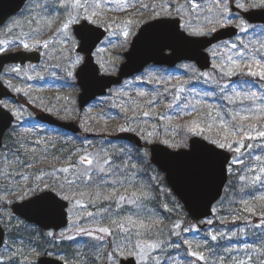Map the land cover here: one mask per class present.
Instances as JSON below:
<instances>
[{
    "label": "rangeland",
    "instance_id": "obj_1",
    "mask_svg": "<svg viewBox=\"0 0 264 264\" xmlns=\"http://www.w3.org/2000/svg\"><path fill=\"white\" fill-rule=\"evenodd\" d=\"M76 3L77 0H29L16 17L11 18L0 27L2 38L0 47L5 49L3 52L29 50L38 44H44L41 51L43 57L41 63L8 66L3 71L1 79L15 93L22 94L23 99L25 98L32 106L53 114L59 120L77 122L81 120L89 126L88 129H84L86 132L108 137L119 132L130 131L137 134L147 145L161 143L170 149L178 150L184 147H178L177 144L183 143L186 145L185 147H188L190 138L194 135L199 136L197 133H193L186 139L184 135L179 136L177 130L173 128L166 130L159 127L154 118L163 112V103L172 100L178 92L180 93L179 90L185 91L184 86L179 82L187 80L186 76H196L200 69L195 63L181 62L176 66L174 73L167 74L160 67L150 66L141 74L127 79L120 86L113 88L109 95L96 99L81 112L77 103V97L81 90L77 85L75 72L83 62V56L76 51L79 41L73 33L74 24L87 20L94 25L103 27L108 32L107 37L94 52L101 72L106 74L118 71L119 65L125 60L124 53L129 50L132 39L139 28L149 21L162 17L179 18L182 29L193 36H210L222 27H237L239 25L240 34L236 39H227L208 49L212 67L227 77L235 75L229 76L221 72V69L226 72L229 67H232L229 57L238 61L241 66L252 58L250 52L241 50L238 41L242 39L245 32L252 30L253 27L243 18L240 11L231 10L228 0H79L82 7L76 6ZM240 3L245 5L243 9L238 7ZM255 3L256 0H234L232 4L240 10L264 9L253 7ZM48 4H52L49 10L47 9ZM45 9L48 10L47 13H39ZM225 9L227 11H224ZM89 17L90 19H87ZM229 20L231 23H228ZM65 24L68 25L67 28L64 27ZM28 29L31 30V33L23 31H28ZM241 29H247V31ZM194 30H197L199 34ZM124 32H127L128 35L125 36ZM257 34L256 42L259 43V48L264 50V29H261ZM25 43L29 45L27 49L23 47ZM232 45L236 47H232ZM77 61L79 62L77 63ZM185 65L188 67L185 68ZM13 69H19V71H13ZM206 74L205 77L209 78L211 72H206ZM224 84L227 85L225 82ZM233 89L240 92L242 96L250 92H255L257 97L264 94L263 89L231 87L224 91L225 95L233 96ZM188 91L192 93L186 94L185 97H190L192 104L187 110L182 108L183 114H186L187 117L196 113L195 110L200 102L205 104L209 102L210 108L213 110L217 107L218 102L215 99L210 101L211 95L205 96L204 90L195 91V88L192 87ZM4 104L15 116V130L21 131L19 135L32 136L36 145L16 147L12 152H9V161H4L3 150H0V191L2 190L4 196L1 223L11 237H14L16 230H20L22 233L29 232L33 236V241H30L28 246L25 245L26 241L23 239L14 242L6 239L4 246L0 247V264H38L37 260L42 255L38 248L42 238L40 229L14 216L10 205L12 202L31 197V189L36 185H39L40 192L44 191L46 187L47 190H51L52 188H48V183L55 181L60 186L68 183L66 190H70L69 196L55 192L63 199L67 197L65 200L69 201V225L57 232L47 231L51 235L48 234L46 237L85 239L87 243L91 244V247H86L85 243L81 244L77 258L72 260L73 264H94L96 258L100 262L99 264H113L111 257L114 253H116L115 264H120V259L129 257L127 252L133 250L142 251L145 257L143 260L136 257L138 264H154L158 256H153V245L157 244L161 247L164 242L168 241L166 238L160 239L155 235L154 230H157V225L162 222V216L153 202L155 194L158 195L161 206L174 216L169 228L174 235L179 236L175 239L176 247L185 239L189 248L188 254L192 251L204 254L203 249L198 247L199 245L205 247L209 237L226 233V223L223 221L220 224L224 226V230L214 233L216 229L215 214L224 208L221 201L214 206L212 217L201 222L196 220L188 222L183 204L175 194L171 196L170 186L167 183L165 185L163 181L165 174L156 167L160 173L149 171L146 175L140 167V174H136L139 171H135L126 184L122 185L120 191H118V187H114V192H119V205L116 212L121 214L119 217L105 219V214L109 213L107 212L108 206L98 207V205L109 201L108 198H105L106 195L95 198L96 196L92 197L88 191L76 189L82 186L80 183L88 181L82 173L88 172L90 176L99 175L101 172L96 167L98 164H103L108 169V164H104V160L109 157L106 150H90L87 148V142L80 143L74 137L62 136L59 132L48 129L47 126L38 123L22 103L9 100L4 101ZM144 113H148V115H144ZM180 114L181 109L171 119V126L174 125L175 119ZM142 118L146 122H141ZM224 125L228 126L225 123ZM137 126H140L138 131L135 130ZM16 134L18 133L16 132ZM185 141L187 142L185 143ZM51 142L55 145L51 151H47V156L54 159L55 170H48L47 173L35 176L29 160L35 151L41 152L42 147L38 149L36 146L47 145ZM216 145L219 146V144ZM119 146L122 145L117 144L113 148L122 149ZM142 154L146 159H150L148 148L142 149ZM85 156L93 159V165H88L81 160V157ZM13 165L15 167L11 169L10 166L13 167ZM65 168L68 171H63ZM43 182L44 184L41 185ZM141 192L147 193V196H141ZM22 193H27V195H22ZM120 196L125 199L120 200ZM131 199L136 200L137 203H128V200ZM125 206L126 208H123ZM90 213L91 215H89ZM128 217H131V223L126 219ZM251 221L252 218L242 220L241 224L235 227L234 232L242 235L243 245L239 248L234 246L230 248L229 254L232 262L249 264L256 251H263V244L248 242L246 229ZM118 225H123V227H120L119 238L116 239L112 232L114 229H120ZM200 225H205V227L202 228ZM100 228H108L109 232H100ZM79 229H85L92 235H87ZM192 242L195 244L193 247L190 245ZM168 244L169 242L164 246ZM183 245H185L184 242ZM120 251H124L125 255H119ZM233 252L236 253L233 254ZM49 255L70 263L65 254L51 252ZM181 257V254H174L172 256L174 262L171 264H186L187 260L185 261ZM188 257L193 263L197 264L200 261L196 257L190 255ZM219 262L220 260L215 264H220Z\"/></svg>",
    "mask_w": 264,
    "mask_h": 264
},
{
    "label": "trees",
    "instance_id": "obj_2",
    "mask_svg": "<svg viewBox=\"0 0 264 264\" xmlns=\"http://www.w3.org/2000/svg\"><path fill=\"white\" fill-rule=\"evenodd\" d=\"M228 1L231 4L234 2V0ZM51 7L52 4L47 5L48 10L51 9ZM47 9L38 12L40 14H42V12L47 13ZM23 31L31 33V30L29 29L28 31ZM256 31L258 30H255L253 33L245 32L243 34V38L238 44L241 50L250 52L252 57H255L256 59H261V57H264V50L259 48V43L256 42ZM28 36L30 37V34H28ZM251 62L252 58L246 63ZM162 69L166 71L167 74L174 73V71H176L174 68ZM212 70L209 71L211 72L209 78L205 77L204 74H206V72H198L196 76H186L187 80L179 82V84L181 83L180 85L184 86L185 91L179 90L180 93L178 92L172 100L163 103V112L156 115L154 120L157 122L159 127L166 130L173 128L177 130V134L179 136L184 135L186 139L193 133H197L200 137L205 138L208 141L216 144H225V147L232 153V161L229 164V179L225 187L224 195L220 200L224 208L223 210L216 212V220L214 222L216 226L214 233L224 230V226L220 224L221 221L226 223V233L224 235L216 236V240H212L209 237L206 241L205 247L201 245L198 246L201 250L203 249L202 251L204 252L203 255L205 256V259L203 261H199L197 264H215L219 260L220 264H239L235 261H231L229 250L233 246L239 248L243 245L241 241V233L234 232L235 227L241 224L240 221L252 218L251 224H249L246 229V236L249 240L248 242L264 245V199H262V197H264V138L257 135L259 131H264V94L259 95V99L255 101L241 99L236 100L234 103H230L225 98V92H220L219 88L225 86V82L227 83V88L237 87L264 90V80L256 77H250L246 72L243 74L237 73L232 77H227L215 68ZM212 81L217 83H213ZM192 87L195 88V91L201 89L204 90V92L214 93L211 95L210 101L215 99V101L218 102L215 110L210 108L209 102H207V104L200 102L199 106L195 110V114L190 117L183 114L184 110L182 108L187 110L192 104L190 97H185L186 94L189 95V93H192L188 91L189 88ZM226 89H224V91ZM19 95L20 100H25L21 94ZM179 109H181V114L175 119L176 121L173 120L175 121V127H173L174 125L171 126L170 122L171 119L177 115ZM234 115L237 117L236 120L232 119ZM241 117H248V119L241 120ZM142 121L146 122L143 118L141 119V122ZM79 122H81L83 129H88L89 126L87 124L83 123L81 120H79ZM224 123L228 124V126L224 125ZM238 124L243 125V132L239 131L236 127ZM193 128L196 129L195 132L191 130ZM139 129L140 126L135 128L136 131ZM16 132L18 134H16ZM59 133L62 136H70L69 133L63 130H59ZM19 134H21V131H16L14 126L7 132L4 147L2 149L4 153V161L10 160L9 152H12L16 147L22 148L24 145H28V147L36 145L32 136H22ZM248 137H251V139ZM74 138L80 143L87 142V148L90 150H106L109 154V167L108 171L105 172L106 174H93L91 180H88L87 182L83 181L80 183L82 186H79L76 189L84 192L88 191L92 197L96 196L95 198H101L103 195L108 197V202L106 201L98 205V207H102L104 205L108 206L107 212L109 213L105 214V219H108V217H119V214H121L116 212L119 205V192L115 193L114 187H118V191H120L123 187L122 185L126 184L127 180L133 176L135 171H139L136 172V174H140V167L146 175L149 171L151 173H160L150 160L143 156L142 150L138 149L131 143L109 139L105 136H98L97 133H93V136L79 135ZM186 142L187 141H185V143ZM117 144H121L122 146L119 147L122 149L118 147L113 148V146ZM54 145L55 144L51 142L47 145L36 146L38 149L42 147V150L40 153H37L34 150L35 153L32 154L29 160L31 161V170L35 176L43 174L44 172L47 173L48 170H55L54 159L48 158L47 156V151H51ZM177 146L185 147L186 145L179 143ZM146 147H148L147 144ZM237 148H239L240 151H237ZM258 157L259 159H257ZM14 167V165L13 167L10 166L11 169H14ZM257 177H259V179H257ZM163 181L166 185L165 178ZM43 184L44 182L41 185ZM48 184V188H52L51 190H54L59 194L67 196L70 195V190H66L68 183L64 184V187L60 186L57 181L53 183L49 182ZM169 193L173 196V192ZM34 194L36 193L31 192V195ZM153 199L155 207L162 216V222H160V225H157V230H154L155 235H157L160 239H168V241L164 242L161 247L160 245L157 246V244H155V247L157 246V250L155 251L154 247L152 253L153 256H158V258L155 259L154 264H171L174 262L172 258L174 254H181V258L185 261L187 260L186 264H196L188 257V244L185 243V245H183V242L186 241L185 239L180 242L178 247H176L175 239L179 236L174 235L171 228H169V224L174 218L173 214L161 206L158 201L157 194L153 196ZM123 208H126V206ZM186 218L188 222L193 220L188 214L186 215ZM231 225H233V227H231ZM16 231L17 232H15V234H18L21 240L23 239L26 241V246H28L30 241H33V236H31L29 232L22 233L20 230ZM119 231H121V228L117 230L114 229L112 232L116 239L119 238ZM40 232L42 234V238L38 244L40 253L44 255H49L51 252H54L55 254H65L67 256V261L70 262L69 264H73L72 260L77 258L81 244L85 243L86 247L91 245L90 243H87L85 239L56 237L47 238L46 235L49 233L41 230ZM110 242L111 241L109 240V243ZM168 242L169 244L164 246ZM190 245L193 247L195 244L192 242ZM235 253L236 252H233V254ZM221 257H223V260ZM99 263L100 262L96 258L94 264ZM249 264H264V248L262 252H255Z\"/></svg>",
    "mask_w": 264,
    "mask_h": 264
},
{
    "label": "water",
    "instance_id": "obj_3",
    "mask_svg": "<svg viewBox=\"0 0 264 264\" xmlns=\"http://www.w3.org/2000/svg\"><path fill=\"white\" fill-rule=\"evenodd\" d=\"M27 0H0V27L12 16L18 14ZM235 11L236 8L233 7ZM251 23H264V9L243 12ZM74 33L80 44L77 52L84 55L83 63L76 71L77 83L81 87L80 108L86 107L99 96L107 94L113 86L124 79L143 71L151 63L173 67L181 61L195 62L202 70L211 68V56L206 50L213 44L235 36L238 29L234 26L220 28L212 35L191 36L181 29L179 18H158L142 25L134 36L131 47L125 52V61L117 74H101L95 61L94 51L106 36V30L100 26L82 21L74 26ZM87 39V46H85ZM42 48V45L38 46ZM41 53L38 50H17L0 53V74L8 64L22 65L27 62L39 63ZM16 95L0 80V101ZM37 119L44 124L58 126L74 133L81 128L74 121H62L48 112L40 111ZM15 121L14 115L0 105V148L5 132ZM114 139L130 141L139 148L143 140L130 131L119 132ZM151 162L165 174L172 191L183 203L186 211L196 220L212 215L213 205L218 201L228 181V164L231 153L207 140L194 136L189 147L173 150L161 143L149 147ZM43 193V192H42ZM40 193V194H42ZM38 195V194H37ZM49 199L36 201V195L12 205L13 212L29 223L40 226L43 230H60L68 225V202L52 191ZM29 201H36L29 203ZM204 228L205 225H200ZM5 231L0 224V246L3 245ZM39 264H66L56 257L43 255ZM121 264H137L136 259H122Z\"/></svg>",
    "mask_w": 264,
    "mask_h": 264
},
{
    "label": "snow or ice",
    "instance_id": "obj_4",
    "mask_svg": "<svg viewBox=\"0 0 264 264\" xmlns=\"http://www.w3.org/2000/svg\"><path fill=\"white\" fill-rule=\"evenodd\" d=\"M76 6L82 7L83 5H81L79 3V0H77ZM238 7L243 9L245 7V5L243 3H240V4H238ZM253 7L264 8V0H256V3L253 5ZM224 11H227V9H225ZM87 19H90V17L87 18ZM228 23H231V21L229 20ZM67 26H68L67 24L64 25L65 28H67ZM237 27H240V26L237 25ZM241 30L242 31H247V29H241ZM194 31H197V30H194ZM197 34H199L198 31H197ZM124 35L127 36L128 33L124 32ZM85 46H87V39H85ZM23 47L25 49H27L29 47V45L27 43H25L23 45ZM232 47H236V46L232 45ZM3 51H5V49L3 47H0V52H3ZM229 60L231 61L232 67H229L226 72H225L224 69H221L222 73L231 76V75H234V74H237V73L243 74V73L246 72L247 75L250 76V77H256V78H259L261 80H264V57H261V59H256L255 57H252V62L251 63H246L243 66H241V64L238 61L232 60L231 57H229ZM78 62L79 61H77V63ZM184 67L187 68L188 66L185 65ZM234 69H235V71H234ZM13 71H19V69H13ZM204 75L206 76L207 74H204ZM212 82L213 83H217L215 81H212ZM225 87H227V85L220 87L219 91L220 92H224ZM18 91H19V89H18ZM232 91L234 92L233 96H226L225 97L230 103H234L236 100H241V99L252 100V101H255V100L259 99V97H257L255 92H250V93H247V94L242 96L241 93L240 92H236L235 89H233ZM213 94L214 93H212V92H205L204 93L205 96H209V95H213ZM141 95H143V93H141ZM144 115H148V113H144ZM232 119L236 120L237 117L234 115L232 117ZM245 119H248V117H241V120H245ZM236 127L239 129V131H241V132L244 131V128H243L242 124H238V125H236ZM121 130L123 131L125 129H121ZM191 130L193 132L196 131L195 128H193ZM257 135L259 137H261V138H264V131H259L257 133ZM248 138L251 139V137H248ZM165 143H167V141H165ZM225 146H226L225 144H219V147H221V148H223ZM236 150L240 151L239 148H237ZM257 159H259V157ZM81 160L84 161L85 163H87L88 165H93V163H94L93 159H91L89 157H86V156L85 157H81ZM108 163H109V160L105 159L104 160V164H108ZM96 167L98 168L99 172H101V173L108 171V169H106L103 164H98V165H96ZM63 171H68V169L65 168V169H63ZM82 175L84 176V178L86 180H91L92 179V176H90L88 174V172H84V173H82ZM257 179H259V177H257ZM31 191L33 193H39L40 192L39 185H36L33 189H31ZM22 195H27V193H22ZM140 195L141 196H147V193L141 192ZM66 198L67 197H65V199ZM105 198L107 199L108 197H105ZM47 199H49V195H48V191H47V187H46L45 191L42 194L36 195V201H44V200H47ZM119 199L120 200H124L125 198L123 196H120ZM262 199H264V197H262ZM36 201H29V203H34ZM128 203L136 204L137 201L134 200V199H131V200H128ZM137 207H139V205H137ZM89 215H91V213ZM126 219L128 220L129 223L132 222L131 221V217H128ZM118 227L122 228L123 225H118ZM177 227H178V225H177ZM79 231L85 232V234H87V235H92L91 232H87L85 229H79ZM99 231L100 232H109V229L108 228H100ZM49 235H51V234H49ZM211 239L212 240H216L217 237L215 235H213L211 237ZM184 243H187V242L185 241ZM153 247H155V245H153ZM118 254L123 256V255H125V252L124 251H120ZM189 255L191 257H196L200 261H203L205 259V256L201 252L192 251L191 253H189ZM127 256H129L133 260H135L136 257H139L141 260H143L145 258L144 255L142 254V251H135V250L128 251L127 252ZM115 257H116V253H114L112 255V257H111V259L113 260V264H115Z\"/></svg>",
    "mask_w": 264,
    "mask_h": 264
},
{
    "label": "flooded vegetation",
    "instance_id": "obj_5",
    "mask_svg": "<svg viewBox=\"0 0 264 264\" xmlns=\"http://www.w3.org/2000/svg\"><path fill=\"white\" fill-rule=\"evenodd\" d=\"M73 32H74V30H73ZM38 45H41V44H38ZM37 45V46H38ZM42 45H44V44H42ZM37 46L35 47V48H37ZM35 48H33V49H35ZM33 49H29V50H33ZM41 51H42V49H41ZM42 53V52H41ZM29 64H32V65H36V64H34V63H27V64H25V65H23V66H26V65H29ZM15 66H22V65H20V64H14ZM10 66V65H9ZM8 67V66H7ZM7 67H5L4 68V70L7 68ZM3 70V71H4ZM3 73V72H2ZM2 73H1V75H2ZM1 81H2V83L5 85V86H7V87H9L2 79H1ZM76 82H77V80H76ZM77 85H78V83H77ZM79 86V85H78ZM10 88V87H9ZM80 88V87H79ZM11 89V88H10ZM81 90V89H80ZM16 95H17V97L16 98H10V97H5V98H3L1 101H0V105H1V107L2 108H4V109H8L7 107H6V105L4 104V101H9V100H13L14 102H16V103H22V105H24V107H26L32 114H33V116L35 117V119H36V121L38 122V123H40V121L37 119V114H38V112H40L39 110L40 109H38V108H36V107H34V106H32L31 105V103L30 102H28L27 100H20V95H18L17 93H16ZM22 95V94H21ZM79 95H80V93L78 94V97H77V103H78V105H79V102H78V100H79ZM23 96V95H22ZM81 112H83V111H81ZM41 124V123H40ZM5 140H6V135H5V138H4V143H5ZM2 191V190H1ZM0 191V206H1V209H3V200H4V196H3V193ZM1 225H2V227L4 228V230H5V239H7V240H9V237L11 236L10 235V233H8V230H6L5 229V227L3 226V224L1 223ZM14 236V239L13 240H15V241H17L20 237L18 236V235H13Z\"/></svg>",
    "mask_w": 264,
    "mask_h": 264
}]
</instances>
